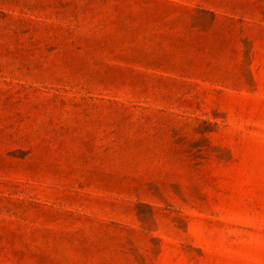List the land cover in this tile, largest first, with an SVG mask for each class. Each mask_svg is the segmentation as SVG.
Masks as SVG:
<instances>
[{"label": "rangeland", "instance_id": "obj_1", "mask_svg": "<svg viewBox=\"0 0 264 264\" xmlns=\"http://www.w3.org/2000/svg\"><path fill=\"white\" fill-rule=\"evenodd\" d=\"M0 264H264V0H0Z\"/></svg>", "mask_w": 264, "mask_h": 264}]
</instances>
